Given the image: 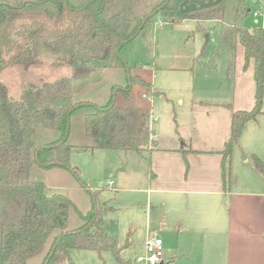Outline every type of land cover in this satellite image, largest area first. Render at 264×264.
I'll return each mask as SVG.
<instances>
[{"label":"trees","instance_id":"trees-1","mask_svg":"<svg viewBox=\"0 0 264 264\" xmlns=\"http://www.w3.org/2000/svg\"><path fill=\"white\" fill-rule=\"evenodd\" d=\"M183 0H0V71L8 64H34L41 51L63 56L71 66L97 61L105 67L125 68V85H113L106 104L75 101L72 78L29 83L18 98H12L0 81V264H26L27 258L40 251L55 231L52 244L41 264H75L71 249L111 252L119 264H132L121 256V245L110 235L105 221L108 200H100L99 190H89L91 208L78 212L82 223L68 229V217L75 209L62 191H48L44 181L30 178L36 163L42 169L62 167L70 171L86 188L71 155L76 145L67 142L70 118L78 108H90L84 116L88 137L101 149L132 150L141 153L149 145L148 108L118 106L114 96L120 91L129 100L134 82L120 53L121 47L159 16L163 22L179 23L184 19L215 20L217 51L226 57V74L232 75L236 46L242 45L244 68L253 61L254 105L249 110L231 114L230 135L221 150L224 183L230 179L229 159L245 124L262 112L264 98V27L224 22L227 0L182 10ZM245 0H237L236 13L249 11ZM57 130L58 139L42 145L32 140L34 125ZM54 156L46 158L48 151ZM186 160V151L182 150ZM254 165L264 177V161L254 156Z\"/></svg>","mask_w":264,"mask_h":264},{"label":"crops","instance_id":"crops-1","mask_svg":"<svg viewBox=\"0 0 264 264\" xmlns=\"http://www.w3.org/2000/svg\"><path fill=\"white\" fill-rule=\"evenodd\" d=\"M211 1L210 4L216 0ZM258 1L251 0L252 3ZM246 8L250 11L249 7ZM254 11L257 10L251 12L254 23L264 27L263 18L261 15H254ZM43 52L44 50L39 56ZM39 62L38 57V61L33 65L24 64L20 67L21 63H13L6 65L0 71V81L12 98H18L29 83H36L33 79L37 76L32 77L36 72V67H40L37 64ZM41 62L47 63V70L57 67L59 63L56 59L45 60V58ZM68 67V75L73 80L72 91L75 101L106 104L110 99L112 86L124 85L127 82L126 71L122 68L105 67L97 61L84 66L68 65ZM92 69L100 74L95 75L94 79L89 75ZM10 73L16 76V83L11 84L8 81ZM134 73L140 76L142 74L141 72L137 74L136 71ZM56 78L44 79L54 80ZM224 78L216 89L217 96L220 93L223 95L217 98V108L222 111L216 112V131L214 132L212 128L210 132H214L216 137L222 135L224 137L222 141L225 143L230 135V129L227 126L230 125L232 112L249 110L254 105L253 61L251 60L244 68L242 45L237 44L236 46L233 74H225ZM39 79L43 81L42 78ZM77 80H82L80 85L75 83ZM151 92V85L148 89L146 86L133 84L129 100H126L119 91L115 93L114 100L118 106L128 104L130 107L148 108L152 111ZM179 100L184 101L183 98ZM90 111V108L78 109L72 113L70 118L67 142L78 146L71 155L72 163H75L74 167L78 173L79 169L81 171L80 161L85 162L83 160L85 157L75 158L77 153H91L96 158V155L101 156L102 152H107L102 154L108 157L106 155L112 154L109 152L113 151L97 147L98 141L86 135L84 116ZM221 123L224 124L226 130L221 129ZM150 130L152 131L153 128L150 127ZM59 135L57 130L47 129L36 123L32 140L35 145H42L58 139ZM150 137L153 142L149 147L150 168L147 169V175H144L141 188H134L139 181L138 173L125 171L124 167L115 169L106 165L110 178L105 173L100 175V178L102 185L105 184L104 188L116 191L128 189L132 193H144L146 199L144 215L148 218V225H150L149 218L156 216L152 210L158 208L159 219L154 220L155 226L159 233L165 234L162 264H264V177L254 165V156L264 161V103L262 112L257 118L245 124L238 143L233 148L229 159L231 175L225 183L222 175L221 150L223 148L221 150L204 148L207 143L194 147L185 144L184 140L180 145L167 142L157 146L152 132H150ZM180 138L182 140V137ZM235 148L241 155L242 163L249 166V170L245 172V175H236L233 178L232 155ZM182 150L186 151L188 168ZM54 154L51 150L45 154V157L48 158ZM86 168H88L87 164ZM30 178L44 181L48 191H62L72 200L76 208L69 212L68 229H74L82 223L78 212L86 213L91 208L92 198L88 189L99 190L101 200H106L104 188L99 186L96 188L91 184L83 188L72 173L62 167L42 169L33 163L30 168ZM129 186L133 188H127ZM75 197H82L84 206L77 207ZM175 230L177 231L176 240L169 244L167 235L169 237V234ZM57 234L58 231L53 232L44 247L27 258L26 264H41ZM48 242L50 243L47 244ZM73 250L75 249L70 250V255L74 261ZM103 256L104 252L101 254V264H105Z\"/></svg>","mask_w":264,"mask_h":264},{"label":"rangeland","instance_id":"rangeland-1","mask_svg":"<svg viewBox=\"0 0 264 264\" xmlns=\"http://www.w3.org/2000/svg\"><path fill=\"white\" fill-rule=\"evenodd\" d=\"M210 2L212 1L183 0L180 8L182 10L192 9L199 5L210 4ZM243 4L245 7L250 8L247 14L243 12L236 13L237 0H227L223 16L224 22L248 27L259 25L254 23L251 12L264 9V0L255 3H252L251 0H245ZM216 24L215 20L196 19H184L174 24L168 21L163 22L157 16L147 24L144 34L137 35L121 47L120 53L127 63L130 74L134 76L135 71L137 74L141 72V76H138L146 84L152 86L150 96L153 102L152 111H150L152 116L150 127L153 128L151 132L157 146L167 142L180 145L181 141L184 140L185 144L194 147H199L205 143L207 145L204 148L213 150H221L224 147V141H222L224 137L222 135L216 137L214 133L216 131V112L222 111L217 108V98L223 97L222 93L216 95V89L219 83L223 82L226 74L225 54L222 51H217L214 33ZM43 58L45 60L56 59L59 63H57V67L47 70V63L41 62ZM39 61L37 64L40 67L35 68L36 72L32 77L37 76L33 79L36 83L41 81L39 78L46 80L44 78L69 76V67L63 62V56L44 51L39 56ZM23 65L20 67H23ZM122 69L126 71L125 68L122 67ZM15 72L17 74V71ZM89 75L93 76L94 79L95 75L99 76L100 74L92 69ZM43 76L46 77L43 78ZM13 77V74L10 73L8 81L11 84L16 83V76L14 79ZM80 81L77 80L75 83L80 85ZM133 84L145 86V84L138 81ZM181 98H183V102L179 100ZM153 117L156 119L154 120ZM221 126L222 130H226L223 123H221ZM258 126L260 127L261 124L259 123ZM212 128L214 132H210ZM227 128L230 129V125ZM180 137H182V140H180ZM149 147L150 145L146 149ZM236 149L232 155L231 173L233 178L236 175H245V172L249 170V166L242 163L241 155ZM111 150L113 151L109 153L112 154L106 155L108 157L102 154L107 152H102L101 156L96 155V158L91 153H77L74 156L75 158L85 157L83 158L85 162L80 161L81 171L79 169V176L85 182L86 187L87 184H91L96 188L98 186L104 188L105 184L102 185L100 175L105 173L109 177L108 168L106 167L108 165L115 169L124 167L125 171L137 172L139 181L134 185V188H141L144 175H147V169L150 168L149 150H143L141 153L132 150ZM86 164L88 168L85 169ZM74 177L80 183L76 176ZM127 188H133V186ZM103 190L106 193V200L109 201L105 216L107 230L110 235L118 238L119 243L123 245L121 256L130 259L132 264H146L144 259L137 261V257L145 256L146 237L157 234L165 241V234L159 233L155 226L154 220L159 219L158 208L152 210V213L156 216L149 218L150 225H148V218L144 215V204L146 203L144 193H132L128 189L116 191L107 187ZM75 198L77 207L84 206L85 203L82 197ZM99 198L102 199L101 196ZM176 236V230L170 233L169 237L167 235L169 244L176 240ZM51 237L52 234L47 241ZM72 256L76 264L102 263L101 256L94 250L75 249L72 251ZM103 257L105 264H119L117 258L109 251H104Z\"/></svg>","mask_w":264,"mask_h":264},{"label":"built area","instance_id":"built-area-1","mask_svg":"<svg viewBox=\"0 0 264 264\" xmlns=\"http://www.w3.org/2000/svg\"><path fill=\"white\" fill-rule=\"evenodd\" d=\"M254 15H261L264 20V10H257L253 12ZM151 117L149 119V126L151 124ZM155 120L156 118L153 117ZM144 259L146 264H161L163 262V240L157 234L149 235L145 240V256L137 257V261Z\"/></svg>","mask_w":264,"mask_h":264},{"label":"water","instance_id":"water-1","mask_svg":"<svg viewBox=\"0 0 264 264\" xmlns=\"http://www.w3.org/2000/svg\"><path fill=\"white\" fill-rule=\"evenodd\" d=\"M162 264V263H161Z\"/></svg>","mask_w":264,"mask_h":264}]
</instances>
